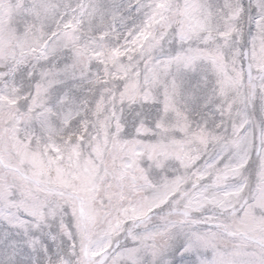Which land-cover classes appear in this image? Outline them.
I'll list each match as a JSON object with an SVG mask.
<instances>
[{"label":"snow or ice","instance_id":"6c2138e0","mask_svg":"<svg viewBox=\"0 0 264 264\" xmlns=\"http://www.w3.org/2000/svg\"><path fill=\"white\" fill-rule=\"evenodd\" d=\"M0 264H264V0H0Z\"/></svg>","mask_w":264,"mask_h":264}]
</instances>
